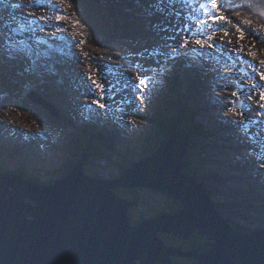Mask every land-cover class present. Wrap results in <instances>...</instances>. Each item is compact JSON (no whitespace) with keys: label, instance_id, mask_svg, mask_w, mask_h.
Listing matches in <instances>:
<instances>
[{"label":"rangeland","instance_id":"374dc122","mask_svg":"<svg viewBox=\"0 0 264 264\" xmlns=\"http://www.w3.org/2000/svg\"><path fill=\"white\" fill-rule=\"evenodd\" d=\"M171 1L0 0V163H4L0 170L52 185L48 183L65 178L71 164L83 156L85 161L77 163L83 174L94 171L112 179L127 164L125 156L130 162L143 160L142 139L147 133L157 134L150 121H142L146 127L140 132L139 118L167 105L168 81L177 75L174 63L184 60L185 93L198 99L202 127L216 133L199 140L198 158L190 167L206 179L207 184L200 182L234 228L246 233L264 230V108L260 107L264 83L248 78L264 70V66L252 67L264 60V0H219L232 24L202 23L214 14L210 0L187 1L184 14L200 25L198 34L188 32L186 26L187 32L181 30L182 18L174 26ZM175 4L172 10L177 12ZM237 12L240 16L234 15ZM244 19L253 23L244 24ZM236 25L246 32L243 41ZM224 30L230 35L225 36ZM208 35L214 37L209 43L217 47L195 43ZM233 36L238 45L226 53L224 43ZM185 37L190 41L187 47H183ZM229 55L235 65L228 63ZM238 70L245 72L240 79ZM141 79L147 81L146 87L140 85ZM26 92L54 109L33 102ZM101 95L106 108L94 103ZM241 111L243 116L236 114ZM100 124L122 129L114 139L117 149L101 146L93 153L86 145L89 139L79 138L83 129L93 133ZM212 139L217 145L208 151ZM135 189L144 198L132 213L135 224L167 212L166 195ZM134 194L123 192L127 197ZM162 236L168 243L181 240Z\"/></svg>","mask_w":264,"mask_h":264},{"label":"water","instance_id":"95a60500","mask_svg":"<svg viewBox=\"0 0 264 264\" xmlns=\"http://www.w3.org/2000/svg\"><path fill=\"white\" fill-rule=\"evenodd\" d=\"M191 146L188 131H178L116 179L83 174L80 164L52 185L0 170V264H264V230L230 226L189 173ZM135 188L170 196L181 208L135 224L130 213L139 202L117 193ZM198 236L212 243L203 246Z\"/></svg>","mask_w":264,"mask_h":264},{"label":"trees","instance_id":"16d2710c","mask_svg":"<svg viewBox=\"0 0 264 264\" xmlns=\"http://www.w3.org/2000/svg\"><path fill=\"white\" fill-rule=\"evenodd\" d=\"M184 66H185L184 60H181L177 63H174V67L177 70V75H173L172 79H171V77L169 78V81H168L169 82V88H168L169 89V91H168L169 97L167 99V105L160 107L159 109H153L154 113H149V115H143V116H140V118H139L140 119V132L146 127V125H144L142 123V121H145V122L150 121L152 123V127L154 129V132L156 131V134H157V136H156L155 134L153 135L152 132H150V133L145 134V137L142 139V141H145V144L140 143V149L142 150V153H143V160L150 157L159 148V146L162 142H165L171 138V135H173L176 132L181 131V130H187L189 133V137L192 139V146H191L190 150L192 149V147H194L191 154L189 152V155H188L189 159H187V160L189 161V163L193 162L192 163V168H193L195 166V161H196L195 159L198 158L196 155H198L199 150H200L199 140L200 139H206V138L211 139V138L216 137V133L208 131V130L206 131L202 127V126H204L202 124V120L198 119V117H202L201 114L199 113L200 111L198 109V103H199L198 99H196V98L191 99L185 93L186 78L184 75ZM13 82L15 83V80H13ZM193 88L195 90H197V87L195 85L193 86ZM101 126H99L98 129L96 128V130L98 132L95 130L92 133V132H90V130L85 128V129H83L84 132L82 133V135L77 134L81 140H85V137H87L89 139L86 145L87 146L90 145V147L92 149H94V150H92L93 153H95V151L102 150L101 146L107 147L108 149H112V148L114 150L117 149L116 144L114 143V139L121 136V130L122 129L117 131V130L113 129L111 126H106V125L103 127H101ZM205 128L207 129L208 127L205 125ZM103 139H106V141H102ZM212 140H214V141H210L208 143V147H207L208 151H210L209 148L211 146L217 145L216 139H212ZM195 141H197V143ZM198 145H199V147H198ZM148 150L150 151L149 155L144 156L145 152ZM2 157H3V153L1 154L0 159ZM82 157L83 156H80V158L78 160L74 161V163L71 164L69 170L72 171L73 169H75L76 165H77V163H79L78 161L80 159H82V161L84 162L85 160ZM7 159L8 158L6 157L5 160H7ZM125 159L127 160V164H123V166H120L121 170H120L119 174L117 176H113L112 179H116V178L122 176L124 171L127 168H130L133 166L134 161L130 162V160L126 156H125ZM128 160H129V162H128ZM0 164H4V163H0ZM189 173L191 175L197 177V178L199 177L200 178V179L198 178L199 181L201 180L204 183H206V179L198 176L194 172V170L191 169L190 164H189ZM88 174L90 176H99V174H97V172L94 173V171L89 172ZM101 175L108 178L103 173H101ZM25 177L29 180L34 181V182H41L42 183V181L40 179L35 180L32 178H29L28 176H25ZM60 179L52 180L48 184L54 183L55 181H58ZM139 190H142V189H139ZM124 191H131L135 194L131 195V196L129 195L127 197V196L123 195ZM136 191H137L136 189H124V190L119 189V190H117V193L120 194V196H122L124 198L127 197L131 200H134V201L141 203L144 200V198L141 195L136 194ZM167 197H168L167 201L170 202V206L165 205L167 212H176V211L180 210L181 204L177 200L173 199L172 197H170V196H167ZM135 209H136V207H134L133 210H131L132 213L134 212ZM132 213H130L131 218H132ZM153 214L155 215V214H157V212H153ZM224 217H226V216H224ZM143 219H144V217L140 219V222H142ZM133 223H135V222H133ZM229 223H230V226L232 228H234L233 224L230 221H229ZM234 229L237 230L238 228L235 227ZM239 230L240 229H238L237 231H239ZM239 232H242L244 234H248V233L244 232L243 230H240ZM206 239L207 238H203V237L198 236V240L202 241L204 243L203 246H208L207 244L210 243ZM196 241L197 240H193L192 243H194ZM182 242L186 243L185 241H182ZM179 244H182V243H179ZM191 246H192V244H191ZM177 263L178 264H197L196 261H192L191 259L190 260H178Z\"/></svg>","mask_w":264,"mask_h":264},{"label":"snow or ice","instance_id":"6c2138e0","mask_svg":"<svg viewBox=\"0 0 264 264\" xmlns=\"http://www.w3.org/2000/svg\"><path fill=\"white\" fill-rule=\"evenodd\" d=\"M210 4H211V9L214 10V14L213 13H209V19L203 20L202 23H204V24H209V23L215 24V23H218L220 21H224V22H226L228 24H232L233 23V21L225 14L224 9L220 6L219 0H210ZM234 15L240 16V13L237 12V13H234ZM59 19L63 20V19H66V17L61 16V17H59ZM75 23L78 25L79 22L77 21ZM243 23L251 25L253 23V21L251 19H244ZM236 29L239 32V40L243 41L246 38L245 30L240 25H236ZM261 29H264V25H261ZM57 31H63V29H57ZM224 35L228 36L230 34H229V32L227 30H224ZM252 38L255 40V36H253ZM213 40H214V37L212 35H208L207 39H203V40L202 39H196L195 43L197 45H200V46H207V47H213V48L217 47V45L209 43L210 41H213ZM86 42H87V40L85 39V40L81 41V44L86 43ZM189 42L190 41H189L188 37H185V41L183 43V47H187ZM228 42L231 43L232 41L229 40ZM261 42H264V41H261ZM243 50H244V47H243V44H241L240 51H243ZM156 51H159V49H157ZM249 51H251V50H249ZM251 54L253 56L255 55V53H251ZM85 55H87V54H85ZM260 66H264V60L260 61V65L259 66L258 65H252L254 70H258L260 68ZM259 75H260L261 79H264V70L259 71ZM89 78L91 79V77H89ZM94 83H97V82L94 81ZM140 85H143V86L146 87L147 86V81L145 79H141L140 80ZM140 85H137V88H139ZM97 87L101 88V91L103 92V88H102V86L99 83H97ZM253 87H257V85L253 84ZM232 95L239 96L240 92H233ZM103 98H104L103 95H101L98 100L94 101V103L98 104V106L100 108H106L107 107V105H105L104 103L100 102L101 100H103ZM260 101L262 102L260 104V107L264 108V91H261V93H260ZM232 103L235 104L236 101H232ZM244 107L245 106L243 104H241V108H244ZM233 112H235V109H233ZM236 114L240 115V116L244 115L243 111L238 112ZM262 115H264V113H262Z\"/></svg>","mask_w":264,"mask_h":264},{"label":"bare ground","instance_id":"6f19581e","mask_svg":"<svg viewBox=\"0 0 264 264\" xmlns=\"http://www.w3.org/2000/svg\"><path fill=\"white\" fill-rule=\"evenodd\" d=\"M187 1H189V0H172L171 1V4H170V6H169V9H171V14H173V24H174V26L175 27H177V26H179V20L182 18L183 20L181 21V26H180V29L181 30H183V31H186V28H183V26H186L187 27V29H188V32L189 31H192V32H194V33H196V34H198V30H196V28L197 27H199L200 25H197V24H194V23H192V22H190V21H188L187 20V18H186V16H185V8L187 7V5H186V2ZM178 3V5H179V11H177V12H175L174 10H172V9H174V8H176L177 6H176V4L175 3ZM44 3V2H43ZM45 4V3H44ZM223 4V3H222ZM162 5V4H161ZM46 6V5H45ZM178 19V20H177ZM175 23H177V25H175ZM181 30H177V33H181ZM26 32V31H25ZM24 32V33H25ZM187 32V31H186ZM23 33V34H24ZM26 38V37H25ZM232 42L231 43H229V42H225L224 43V46H225V48H224V52H226V53H229L233 48H235L237 45H238V42H237V39H236V37L235 36H233V38H232V40H231ZM175 42H177V41H175ZM161 53V52H160ZM228 55V54H227ZM229 59H228V63H232V64H234L235 65V61H234V57H231L230 55H229ZM104 64V63H103ZM259 70V69H258ZM238 74L240 75V77H239V79L242 77V75L245 73L244 71H242V70H238ZM252 74L253 75H255V77L256 78H251V77H248L249 79H251V80H254L256 83L258 82V84H260V82H262V83H264V80H261L260 78V75L259 74H257V72H252ZM232 75H233V73H232ZM246 85V84H245ZM222 97H224V96H222ZM232 104V103H231ZM205 106H208V105H205ZM253 109H255V107H252ZM235 117V116H234ZM239 120V119H238ZM229 122H230V120H229ZM230 127V126H229ZM242 127V126H241ZM240 127V128H241ZM232 129V128H231ZM98 141V140H97ZM99 144V143H98ZM107 148V147H106ZM197 156V155H196ZM197 159V158H196ZM193 163V162H192ZM91 172V171H90ZM192 260H194L195 261V259H192Z\"/></svg>","mask_w":264,"mask_h":264},{"label":"flooded vegetation","instance_id":"af4514ba","mask_svg":"<svg viewBox=\"0 0 264 264\" xmlns=\"http://www.w3.org/2000/svg\"><path fill=\"white\" fill-rule=\"evenodd\" d=\"M131 213H132V211H131ZM207 241H209L210 243H212V241H211V240H207Z\"/></svg>","mask_w":264,"mask_h":264}]
</instances>
